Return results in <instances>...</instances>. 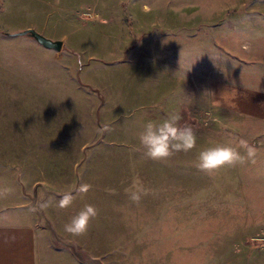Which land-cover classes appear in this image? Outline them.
<instances>
[{"label":"rangeland","instance_id":"1","mask_svg":"<svg viewBox=\"0 0 264 264\" xmlns=\"http://www.w3.org/2000/svg\"><path fill=\"white\" fill-rule=\"evenodd\" d=\"M28 26L62 49L18 34ZM263 31L264 0H0V189L37 164L54 175L40 189L56 226L94 206L84 235L64 230L87 264H264V127L212 95ZM176 113L196 147L146 158L144 125ZM240 141L254 149L240 148L243 164L194 167L200 151Z\"/></svg>","mask_w":264,"mask_h":264},{"label":"crops","instance_id":"2","mask_svg":"<svg viewBox=\"0 0 264 264\" xmlns=\"http://www.w3.org/2000/svg\"><path fill=\"white\" fill-rule=\"evenodd\" d=\"M259 38L255 52H246L237 67L214 81L212 95L229 113L264 127V33ZM27 166L18 175L8 173L14 188L0 208V264H87L66 244L71 242L64 228L54 224V198L45 190L54 175L37 164Z\"/></svg>","mask_w":264,"mask_h":264},{"label":"clouds","instance_id":"3","mask_svg":"<svg viewBox=\"0 0 264 264\" xmlns=\"http://www.w3.org/2000/svg\"><path fill=\"white\" fill-rule=\"evenodd\" d=\"M180 114H172L159 123L148 121L139 134V141L146 158L166 162L179 152H189L196 147L197 136L193 128L181 124ZM240 148H245L247 156L254 155V149L249 147L245 141H240L238 146L231 144H218L200 151L194 167L209 175L225 167H235L245 162V156L241 154ZM90 186H82L80 191L86 193ZM135 187V183H134ZM140 191H130V199L138 202ZM11 193L10 188L0 189V197ZM146 194V193H144ZM74 197L65 194L59 201L58 207L68 208L73 203ZM98 215L92 205H86L69 223L65 224L64 230L73 235H84L89 228L90 222Z\"/></svg>","mask_w":264,"mask_h":264},{"label":"water","instance_id":"4","mask_svg":"<svg viewBox=\"0 0 264 264\" xmlns=\"http://www.w3.org/2000/svg\"><path fill=\"white\" fill-rule=\"evenodd\" d=\"M18 34L19 35H31L39 43H41L43 46H45L47 48L60 50V49H62V46H63V42L61 40H53L51 38H48L33 28H28V29L22 30ZM91 263L92 264H102V262L98 261V259H96V258H91Z\"/></svg>","mask_w":264,"mask_h":264}]
</instances>
